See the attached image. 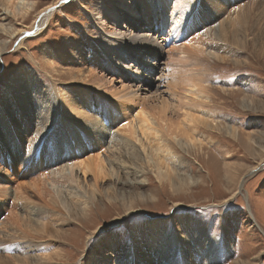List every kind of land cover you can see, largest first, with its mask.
<instances>
[{
    "label": "rangeland",
    "instance_id": "374dc122",
    "mask_svg": "<svg viewBox=\"0 0 264 264\" xmlns=\"http://www.w3.org/2000/svg\"><path fill=\"white\" fill-rule=\"evenodd\" d=\"M61 1L63 2L61 9L54 10L42 30L37 33L30 30L46 6ZM122 1V4H117L118 0H68V2L0 0V99L6 109L9 106H15L17 109L16 117H10L4 112L0 115L2 117L0 172H3L0 174V187L7 186L6 191L8 194L10 192L12 199L17 191L23 194L22 186L25 184L22 182L33 185L35 180H39L40 175L36 168L28 165L27 173H23V167L18 166L19 164L10 162L12 164L10 168L9 159L5 158L8 153L3 151L2 144L13 140L14 143L22 145L19 154L25 148L27 156L33 158L37 148L41 150L43 146L49 153L55 154L54 143L55 147L60 149L57 154L60 155L64 151L61 135L66 133L67 144L72 148L69 130H62L64 126L58 116L52 115L48 120L47 114L40 109L26 112L31 101L33 107L38 104L37 96H30L34 91L28 84L26 70L34 71L33 77L42 80L43 88L47 87L50 92H58L59 88L64 91L66 85L70 83L68 77L73 74L71 72L76 74L81 67V72H78L80 75L85 68L87 70L88 62L77 66L78 69L73 66V70L66 66H56L55 71L45 63L47 49L52 51L63 47L69 48L70 44L76 42L87 45L90 42L86 36L101 43L100 32L93 22L99 17L98 9L101 3L109 7L110 15L106 17V22L109 23L115 15L112 5L118 10H124L126 4L136 7L132 0ZM196 1L193 13L199 14L201 22L193 21L194 25L189 28L186 35L179 38L178 43L184 38L188 44L202 39L203 42H207L205 47H202L205 53L200 66L205 69L201 79L206 85L207 92L209 91L207 93L209 96L205 97L207 103L203 104L202 108L213 111L212 117L215 121L209 122L208 126L207 123L200 124L199 130L195 132L199 137L206 131L204 134L207 136L206 140L195 147H181L182 143H186V138L182 134L179 135L176 130L173 131V134L179 136L178 141L175 143L172 141V150L175 152V158L179 160V167L169 163L172 169L177 170L176 173L173 171L169 173L171 181H167L168 178H157L139 157L129 158L131 163L126 159L123 170H118L120 162L113 164L121 174L111 176L110 173L103 172L109 175L102 179L100 193L93 191L92 199L86 204L85 210L79 211L75 218L71 217L72 222L64 224L61 237L55 235V227L58 224L47 225L49 236L44 239L46 247L44 253L48 256L45 257V264H117L126 252L137 261V264H168L167 258L172 259V264H206L208 261L205 257H197L194 253L196 248L200 247L195 246L200 242V231L204 233L202 239L208 238L210 242L208 245H201L198 254L212 250L214 245L217 249L223 244L232 247V255L223 261L220 259L217 264H264V9L256 8V2L264 0ZM238 8L247 9L250 13L237 19ZM260 11L263 14H260ZM133 12L135 9H127L123 16L128 18ZM89 16L94 19H90ZM229 19L236 20L234 27ZM221 22L223 27H227L225 31H232V36L220 29ZM122 23L129 27V31L148 33L145 27L132 28L123 19ZM150 28L152 32L149 35L155 36L163 43L167 28H163L161 33L156 31V27ZM211 28H216L217 34L219 33L225 40L208 39L210 37L208 29ZM25 32L26 35H23ZM21 34L25 37L22 44H19ZM228 35L230 38L235 37V41L228 42ZM208 44L219 47L217 54L220 56L208 55L207 51L211 46ZM166 52L165 48L160 52L156 60L157 65L153 67V70L156 69L153 74L156 78L155 88L153 87L149 93L159 100L164 95L166 100L171 98L166 83L159 78L165 73ZM17 73L21 75L22 80L11 87L10 84ZM62 74L65 75L63 80L59 78ZM143 80L150 82L146 77ZM113 85L119 87L121 85L119 79L113 81ZM6 89H11L8 102L1 98ZM31 90L33 92L30 93ZM92 96L94 105L91 113L94 122L100 119L103 122L98 124L106 125L107 133L105 140L102 141L104 150H101V155L109 164L108 159L115 160L119 153L116 139L115 144L109 141L118 136V139L125 137L116 127L127 125L128 128L134 115L128 113L129 110L120 111L119 107L115 113L125 119L119 124H114L111 121V117L114 116V111L111 112L110 108L112 101H105L102 96L96 97L94 94ZM141 98L136 96L134 103L141 101ZM33 117L42 118L45 121L44 126H48L50 121L56 119L50 128L55 140L46 142L48 136L44 131L39 135L42 131L40 124L33 122L36 126L26 128V120L32 122ZM22 134L25 138H22ZM36 134L39 135L37 139ZM136 145L139 147L138 143ZM137 146L131 148V151L128 150L129 147L125 148L126 152L131 153H128V156L134 154ZM81 151L85 157H89L90 153L92 155L96 153V147L84 146L81 147ZM23 157H26L24 152ZM123 159L120 158V161ZM23 164L29 162L25 161ZM59 165L53 162L54 169L59 168ZM132 171H136L137 174L133 176ZM51 176L56 181L59 180L57 175ZM77 176L82 180L84 178L78 170ZM87 180L88 183L92 181L90 177ZM55 183L77 187L76 180L54 183L47 181L45 186L51 193L43 190L41 194L30 189L33 196L26 197L32 202L29 206L39 207L43 205V201L49 200L50 196L55 197L61 204L63 201L57 196ZM84 185L88 187L86 183ZM89 193L91 194V191ZM8 200L5 205L9 212L13 202L11 199ZM46 209L51 211L49 208ZM57 214L60 213L53 212V217L56 218ZM10 216L11 211L8 218ZM53 217L50 218L53 220ZM2 220L3 216L0 218V221ZM150 221L152 222L149 223ZM45 227L39 226V230H45ZM6 232V229L0 228V252L3 251L0 253V264H20L14 258V253L20 256L40 254L39 251L33 252L37 243L28 250L23 249L25 254L17 251L20 247L17 246L18 232L10 236ZM9 240L15 241L11 242L12 246ZM181 251H184L183 254Z\"/></svg>",
    "mask_w": 264,
    "mask_h": 264
},
{
    "label": "bare ground",
    "instance_id": "6f19581e",
    "mask_svg": "<svg viewBox=\"0 0 264 264\" xmlns=\"http://www.w3.org/2000/svg\"><path fill=\"white\" fill-rule=\"evenodd\" d=\"M122 2V0H118L117 4H122ZM132 2L136 3V7L134 8L126 4L124 10H118L112 5L115 15L112 16L109 23L106 22V17L110 15V10L105 3H101L98 9V19L89 16L90 19H94V25L100 32L101 43H97L96 40L86 36V39L90 42L87 43V45L76 42L70 44L69 48L63 47L58 50L53 49L52 51H50L51 49H47L45 63L55 71L57 70L56 66H66L69 69L75 66L76 69L77 66L84 65L86 61L88 62L89 66L87 70L85 68V71L80 73V75L78 72H81V67H79L78 72L76 71V74L70 71L73 74L71 76L68 75L69 77L67 76L70 83L66 85L64 91L59 88L57 90L58 92H50V89L47 87V89L43 88L44 83L42 80L33 77L35 76L34 71L30 69L26 70L28 84L34 91V94L32 93L30 96L36 95L38 98V104L33 107V101H31V104L27 106L26 112L30 113V111L34 109H40L47 114L48 120L52 115L58 116L59 121L64 126L62 130H69L72 148L67 144L68 135L66 133L61 135L64 151L60 153V155H57L60 149L58 150L54 143L53 150L55 154L49 153L43 146L41 150L37 148V151L33 153V158L27 156L24 150L25 148L19 154L18 151H20L22 145L14 143L13 140L10 143L1 145L4 147L3 151H7L8 153L5 158L9 159L8 165L10 168H12L11 163L19 164L18 166L23 167V173H27L28 166H32L39 171L40 175V181L35 180L33 185L22 182L25 184V186H22L23 194H19L17 191L14 193V199L9 195L10 192L9 194L7 193V186L0 187V218L3 216V220L0 221V228L6 229L8 232H6V234H8V236L18 232L17 238L19 239V245L17 246L20 247L17 251L20 250L25 254L24 250H28L34 243H37V247L33 249V252L39 251L40 253L39 255L34 253L33 255L27 256H20L14 253V258L20 264H45V257L48 256V254L44 253L46 249L44 246V239L49 236L47 225L50 223L53 225L58 224V226L55 227V235L61 237L64 224L66 222H72L73 220H70L71 217L75 218V216L79 214V211L85 210L86 204L92 199L94 192L100 193V183L105 176L109 175L103 172H108L111 176H119L121 172L118 170H123V168H125L123 166L125 165L126 159L127 162H129V158L138 159L139 157L144 160L146 164H144L145 167L147 166L149 171L157 178L169 179V173L172 171L176 173L177 171L176 169H172L169 163L179 167V160L175 158V152L172 150V141L174 143L178 141L179 136L173 134V131L176 130L179 135L182 134L186 138V143H182L181 147H195L202 144L203 140H206L207 137L204 135L206 133L205 130L204 134H199V137L196 136L195 132L199 130V125L207 123L206 126H208L209 122L212 123L215 121L212 117L213 111L211 112L209 109L202 108V105L207 103L205 97L209 96L207 94L209 91L207 92L206 85L201 79V74L205 69L200 66L201 58L205 53L203 48L207 42H203L202 39L199 42L191 41L188 44L185 43L184 38L182 42L178 43L179 38L186 35L189 28L194 25L195 20H197L196 22L198 23L201 22L199 14L196 13L195 15L193 13L197 1L132 0ZM62 4L63 2L61 1L52 6H46L37 17L36 24L30 27V30L36 31V33L42 30L49 21L54 10L61 9ZM256 8L263 10L264 2L257 1ZM127 9H135V12L128 15V18H125L123 15L127 12ZM247 11V9L238 8L236 11V14L238 13L237 19L243 18L250 13ZM259 13L263 14L262 11ZM149 17L151 18L149 19ZM122 19L130 24L132 28H138L140 26V29H142L145 27L148 33L141 34L140 32L135 33L133 30L129 31V27L122 23ZM230 20L231 19H229V21ZM153 21L155 24H151ZM161 22L162 24H160ZM235 23L236 20H231L230 24L234 27ZM152 26L156 27V31L160 33L161 30L163 32V28H167L164 33L165 38L162 39L164 41L163 43L155 36H150L152 32L150 27ZM219 26L222 31L229 32L231 35L232 31H225L224 29L227 30V27H223L222 22ZM208 32L210 33V37H208L210 40H225L223 37H220L219 33L217 34L216 28L208 29ZM22 34L26 35V32ZM22 34L19 44H22L23 37H25ZM230 41H235V37L230 38L229 36L228 42ZM208 45L210 46L211 44ZM164 48L167 51V63L165 66V73H162L159 78L163 79L166 83L169 92L168 95L171 97L170 100H166L165 95L163 98H160V100L157 97L149 95V93L152 92V88L155 86L156 78L153 74L156 69L153 70V67L157 65L156 60H158L160 52ZM218 49L220 48L216 45H211L210 49L207 51L208 55H213L215 57L220 56L217 54ZM144 77L150 80V82L147 83V81L143 80ZM59 78L63 80L65 79V75L62 74ZM117 79H119V84H121L119 87L113 85V81ZM21 80V75L17 73L16 78L10 86L13 87L16 82ZM11 89H6L1 97L7 102L10 98ZM32 90L30 93L33 92ZM93 94L96 97L102 96L105 101H112L110 102L112 104L110 106L111 112L114 111V116L111 117L112 123L119 124L125 119L123 117L121 118L120 114L116 115L115 111H117L119 107L121 108L120 111L129 110L128 113L134 115L128 128H126L127 125H120L121 127L119 128L116 127L125 137L118 139V136L109 141L115 144L114 140L116 139L118 144L117 149L119 150V153L115 156V160L108 159L109 164H107V160L101 155V150H104L102 141L105 140V134L107 133L106 125H99L98 123L103 122L100 119L94 122L91 113L94 105V103H92ZM136 96L142 97L141 101L138 103H134ZM9 107L6 109L4 105L1 104L0 99V115L4 112L10 115V117H16V107H10V110ZM98 108L100 109V107ZM1 120L2 117L0 116V122ZM55 120L56 119L50 121L48 126H44L43 123L45 121L42 120V118L33 117L31 120L32 122L26 120V128H33L36 126L33 122L40 124L42 131L39 135L44 131V134L48 136L46 141L48 142L55 140V135L53 136L50 133L51 123L55 122ZM39 135L36 134L35 138L37 139ZM22 138H25L23 134ZM107 142L106 140V143ZM137 143L139 147L136 145ZM84 146L87 148L96 147V153L94 152L93 155L90 153L91 156L85 157L81 151V147ZM135 146H137L138 149L136 148L135 152L133 151L134 154L128 156L129 152H126L125 148L129 147L128 150L131 151L130 149ZM32 148L33 147H31V149ZM107 149L109 148L107 147ZM23 152L26 156L25 158L23 157ZM38 152L40 155H38ZM1 157L2 155L0 153V158ZM120 158L124 159L120 161ZM28 159H30V161H28ZM25 161H27V163L29 162V164H23ZM65 161L67 162L65 163ZM53 162L55 165L60 164L58 166L59 168L54 169ZM117 162H120L118 170L116 167H113V164ZM134 163L136 165L135 161ZM67 170L68 173H66ZM77 170L81 172L84 177L83 180L77 176ZM1 173L3 172L1 171L0 174ZM131 173L133 176L137 174L136 171H132ZM131 173L129 172V174ZM51 175H57V179L59 180L56 181ZM89 177L90 180H92L90 183H88L87 180ZM62 180L69 182L76 180L77 187L75 188L72 185L65 186L63 183H55L57 184V196L63 201L61 204L55 197L50 196L48 198L49 200L43 198V200L46 201H43V205L39 207L29 206L32 202L26 197L33 196L30 189L41 194L43 190L51 193V190L45 186L47 181H49V183H54L61 182ZM171 180L172 177L167 181ZM84 183L88 185L87 188ZM90 191L91 194L89 193ZM8 199H11L13 202V206L10 208L11 216L9 218L10 211L8 212V208L5 205L8 203ZM20 205L22 206L19 207ZM46 208H49L51 211H48ZM53 212L60 213L61 215L57 214L55 218L53 217ZM50 217H53V220ZM151 222L152 221L149 223ZM24 225H26V227H24ZM39 226H46L44 228L45 230H39ZM203 234V231H200V244H195L196 247H200H195L196 250L194 253L197 257H205L208 261L206 264H217L220 259L223 261L227 256L230 257L232 255V247L225 246L224 244L220 245L218 249L217 246L214 245V247L212 246V250L210 249L206 253L198 254L201 245L205 246L210 242L208 238L202 239ZM9 241L10 245L12 244L11 242H15ZM201 241H204V243L202 244ZM49 249L47 251H49ZM183 252L184 251H181V254H183ZM192 257L193 256H191V259ZM161 260L163 261V258H161ZM166 262L172 264V259L167 258ZM117 264H137V261L128 256V252H126L118 260Z\"/></svg>",
    "mask_w": 264,
    "mask_h": 264
},
{
    "label": "snow or ice",
    "instance_id": "6c2138e0",
    "mask_svg": "<svg viewBox=\"0 0 264 264\" xmlns=\"http://www.w3.org/2000/svg\"><path fill=\"white\" fill-rule=\"evenodd\" d=\"M65 2H68V0H65Z\"/></svg>",
    "mask_w": 264,
    "mask_h": 264
}]
</instances>
